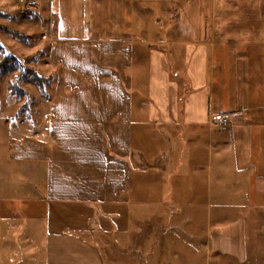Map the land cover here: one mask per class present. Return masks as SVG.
Here are the masks:
<instances>
[{
    "label": "crops",
    "instance_id": "crops-1",
    "mask_svg": "<svg viewBox=\"0 0 264 264\" xmlns=\"http://www.w3.org/2000/svg\"><path fill=\"white\" fill-rule=\"evenodd\" d=\"M52 20L36 49L42 75L54 71L38 87L47 104L0 115L4 256L122 264L124 247L151 264L173 246L169 226L242 262L252 246L243 209L248 222L264 218V8L57 0ZM22 108L35 117H18Z\"/></svg>",
    "mask_w": 264,
    "mask_h": 264
},
{
    "label": "rangeland",
    "instance_id": "rangeland-1",
    "mask_svg": "<svg viewBox=\"0 0 264 264\" xmlns=\"http://www.w3.org/2000/svg\"><path fill=\"white\" fill-rule=\"evenodd\" d=\"M240 2L229 1V5L231 7H256L260 6L264 8V0H252L246 1L238 0ZM26 5H30V10L24 9ZM57 0H0V13H10L13 17H8L0 14V44L2 45L0 49V57L3 55H13L16 59H18L22 66L25 68L35 69L37 74H41V76H48L50 72L46 75H42L46 73V64L44 63L45 57L44 51H41L37 54L38 58L34 61V59L26 63L23 61L25 55L33 53L38 48H42V41H50L53 32L54 25V11L56 9ZM246 5V6H245ZM26 11L27 13H23ZM35 11L37 13H35ZM7 30H16L21 32L22 34L27 35V38L18 39L15 38L11 33ZM45 34V35H44ZM257 35H260V32H257ZM46 45V44H45ZM39 46V47H38ZM46 50V47L44 48ZM42 55V56H41ZM18 69L9 68L7 71L0 72V115L11 114L12 111H8L6 107L10 110L12 109L14 104H24V101L27 100L26 105L32 108L37 104L38 100H41L43 104H47V98L42 94L38 95V85L33 80L32 73L24 76L20 79L18 83L19 87L24 90L20 96H16L10 92V81L13 80L14 74H17ZM38 74V75H39ZM48 82V81H47ZM46 82V83H47ZM45 83V84H46ZM44 84V85H45ZM43 85V86H44ZM28 93L29 95H26ZM46 96V95H45ZM32 117L36 115V112L31 113L25 111L24 108L18 111V117L26 115ZM240 210V209H238ZM246 213L247 220V233L250 236L252 246L249 249L248 247V256L242 259V262H236L237 260H232L226 257V255H218V253H209L205 250V247L200 244V241L193 239L192 247L186 243L182 236L180 237H171L172 228L169 226L165 227L168 230L169 240L173 242V246L169 247L165 250L160 256L149 257L147 261L151 264H213L214 258H219L221 263L223 264H264V218H259L255 214L251 222H248V208L243 209ZM264 211V208H263ZM227 214L231 215L232 212H228ZM191 224H189V227ZM176 230V229H173ZM166 232V231H165ZM178 232L180 230L178 229ZM213 232V231H212ZM238 237L234 238L231 242L232 246L235 247V241ZM8 240V239H6ZM10 240V239H9ZM15 247L16 251H20L23 253L26 251L29 241L22 240L19 238L18 240H10ZM0 243L3 241L0 239ZM9 243V242H8ZM225 243V242H223ZM227 243V242H226ZM131 245L129 241L126 243V247L128 248ZM197 245L201 246L203 250H200ZM125 247V248H126ZM236 247H238L236 245ZM40 253H43V248ZM120 253H117V258L119 259V263L122 264H139L143 262L146 263V259L143 261L136 257L134 253L124 252V247H119ZM5 249L1 248L0 245V263L6 262L5 259L9 257L4 256ZM215 254V255H214ZM15 258V257H14ZM23 260V256L20 257ZM227 261H225V260ZM7 263V262H6ZM8 264H17L14 260L8 259Z\"/></svg>",
    "mask_w": 264,
    "mask_h": 264
},
{
    "label": "trees",
    "instance_id": "trees-1",
    "mask_svg": "<svg viewBox=\"0 0 264 264\" xmlns=\"http://www.w3.org/2000/svg\"><path fill=\"white\" fill-rule=\"evenodd\" d=\"M23 13H27L26 11H23ZM0 14L8 16V17H13L10 13H3L1 12ZM28 14V13H27ZM9 33H11L15 38L18 39H26L27 35L20 33L19 31L16 30H7ZM2 45L0 44V49H1ZM40 51H36L34 53L25 55L23 58V61L26 63L31 62L33 59L34 61L37 59V54ZM16 68L17 70V74H14L13 76V80L10 81L9 87H10V92L12 94H15L16 96H20L22 93H24V90L19 87L18 83L20 81V79H22L24 76L28 75L29 73H32L33 76V80L36 82V84L38 85V87L43 88V85L49 81L51 78H53L54 76V71H51L50 74L48 76H41L38 75L37 72L35 71V69H31V68H27V67H23L21 62L16 59L15 57H13V55H3L2 57H0V72L1 71H7L9 68Z\"/></svg>",
    "mask_w": 264,
    "mask_h": 264
},
{
    "label": "built area",
    "instance_id": "built-area-1",
    "mask_svg": "<svg viewBox=\"0 0 264 264\" xmlns=\"http://www.w3.org/2000/svg\"><path fill=\"white\" fill-rule=\"evenodd\" d=\"M29 7H30V5H26V6L24 7V9H26V10H30ZM213 119L226 120V118H225V117H222L220 113H218V114H214V115H213Z\"/></svg>",
    "mask_w": 264,
    "mask_h": 264
}]
</instances>
